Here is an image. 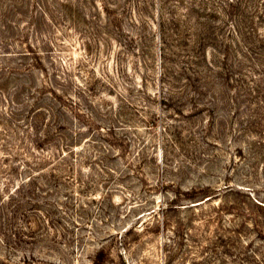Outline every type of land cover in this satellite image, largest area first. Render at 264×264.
Masks as SVG:
<instances>
[{
	"label": "rangeland",
	"instance_id": "1",
	"mask_svg": "<svg viewBox=\"0 0 264 264\" xmlns=\"http://www.w3.org/2000/svg\"><path fill=\"white\" fill-rule=\"evenodd\" d=\"M0 264H264V0H0Z\"/></svg>",
	"mask_w": 264,
	"mask_h": 264
}]
</instances>
